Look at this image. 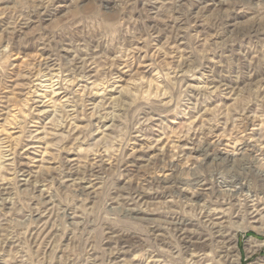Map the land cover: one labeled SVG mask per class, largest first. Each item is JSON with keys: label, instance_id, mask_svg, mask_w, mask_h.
I'll return each mask as SVG.
<instances>
[{"label": "rangeland", "instance_id": "1", "mask_svg": "<svg viewBox=\"0 0 264 264\" xmlns=\"http://www.w3.org/2000/svg\"><path fill=\"white\" fill-rule=\"evenodd\" d=\"M0 153V264H264V0H0Z\"/></svg>", "mask_w": 264, "mask_h": 264}, {"label": "bare ground", "instance_id": "2", "mask_svg": "<svg viewBox=\"0 0 264 264\" xmlns=\"http://www.w3.org/2000/svg\"><path fill=\"white\" fill-rule=\"evenodd\" d=\"M175 13H176V12H175ZM178 14H179V13H178ZM46 15H47V14H46ZM178 20H179V19H178ZM222 24H223V23H222ZM253 31H254V30H253ZM74 65H75V64H74ZM45 72H46V71H45ZM46 73H47V72H46ZM46 73H45V74H46ZM51 75H52V74H51ZM53 75H54V74H53ZM42 76H43V74H42ZM48 76H49V75H48ZM45 77H46V76H45ZM52 77H53V76H52ZM50 79H51V78H50ZM52 80H53V79H52ZM47 87H48V86H47ZM231 91H232V90H231ZM64 104H65V103H64ZM66 104H67V103H66ZM66 104H65V105H66ZM64 107H65V106H64ZM67 107H68V106H67ZM243 111H244V110H243ZM247 111H248V110H247ZM247 111H246V112H247ZM72 112H73V111H72ZM249 112H250V111H249ZM239 113H240V112H239ZM70 115H71V114H70ZM241 115H242V114H241ZM244 115H245V112H244ZM261 115H262V114H261ZM238 116H240V115H238ZM238 116H237V117H238ZM257 116H258V115H257ZM239 118H240V117H239ZM241 118H242V117H241ZM250 118H251V117H250ZM247 119H248V118H247ZM242 120H243V119H242ZM242 120H241V121H242ZM248 120H249V119H248ZM248 120H247V121H248ZM255 120H256V119H255ZM233 121H234V120H233ZM239 121H240V120H239ZM234 123H235V122H234ZM230 124H231V123H230ZM237 124H238V123H237ZM239 124H241V122H240ZM244 124H245V123H244ZM244 124H243V125H244ZM248 124H249V123H248ZM210 126H211V125H210ZM198 127H199V126H198ZM215 127H216V126H215ZM220 127H221V126H220ZM236 127H237V126H236ZM238 127H239V126H238ZM242 127H244V126H242ZM192 128H193V127H192ZM195 128H196V127H195ZM224 128H225V127H224ZM228 128H229V127H228ZM240 128H241V127H240ZM216 129H217V128H216ZM216 129H215V130H216ZM237 130H238V129H237ZM213 131H214V130H213ZM192 133H193V132H192ZM195 134H196V133H195ZM201 134H202V133H201ZM206 134H207V133H206ZM246 134H247V133H246ZM248 134H249V133H248ZM258 134H259V133H258ZM190 135H191V134H190ZM204 135H205V134H204ZM252 135H253V134H252ZM259 135H260V134H259ZM192 136H193V135H192ZM255 136H256V135H255ZM248 137H249V136H248ZM183 138H184V137H183ZM210 138H211V137H210ZM218 138H219V137H218ZM243 138H244V137H243ZM252 138H253V137H252ZM258 139H259V138H258ZM258 139H257V140H258ZM185 140H187V139H185ZM193 140H194V139H193ZM158 141H159V140H158ZM253 141L255 142L254 139H252V140L250 141V142H251L250 146L255 147L256 144L254 145V144L252 143ZM262 142H263V141H262ZM260 144H261V143H260ZM260 144H259V145H260ZM158 145H159V144H158ZM160 145H161V144H160ZM185 145H186V144H185ZM204 145H205V144H204ZM239 145H240V144H239ZM155 146H156V145H155ZM213 146H214V145H213ZM247 146H248V144H247ZM235 147H236V146H235ZM248 147H249V146H248ZM237 148H238V147H237ZM164 150H165V149H164ZM238 150H240V149H238ZM28 151H29V150H28ZM187 151H188V150H187ZM204 152H205V151H204ZM1 153H2V152H1ZM1 153H0V154H1ZM206 155H207V154H206ZM235 155H236V154H235ZM262 156L264 157V155H262ZM0 157H1V156H0ZM179 157H180V156H179ZM263 159H264V158H263ZM176 160H177V159H176ZM244 160H246V159H244ZM72 161H73V160H72ZM244 162H245V161H244ZM23 167H24V166H23ZM12 168H13V167H12ZM25 172H26V171H25ZM64 173H65V172H64ZM74 174H75V173H74ZM26 175H27V174H26ZM232 175H233V174H232ZM237 175H238V174H237ZM30 176H31V175H30ZM42 176H43V175H42ZM238 176H239V175H238ZM96 177H97V176H96ZM72 178H73V177H72ZM233 178H234V177H233ZM229 179H230V178H229ZM65 180H66V179H65ZM67 181H69V180H67ZM237 181H238V180H237ZM237 181H236V182H237ZM230 183H232V182H230ZM36 184H37V183H36ZM224 184H225V183H224ZM227 184H228V183H227ZM241 184H242V183H241ZM43 185H44V184H43ZM221 185H222V184H221ZM230 186H231V185H230ZM2 187H3V186H2ZM7 187H8V186H7ZM83 188H84V187H83ZM240 191H241V189H240ZM192 192H193V190H192ZM194 192H195V191H194ZM143 193H144V192H143ZM198 194H199V193H198ZM254 195H255V194H254ZM240 197H241V195H240ZM241 198H242V197H241ZM243 198H244V196H243ZM137 199H138V198H137ZM246 199H248V198H246ZM246 199H245V200H246ZM133 201H134V200H133ZM219 201H220V200H219ZM235 201H236V200H235ZM238 201H239V200H238ZM241 201H242V200H241ZM256 201H257V200H256ZM236 202H237V201H236ZM242 202H243V201H242ZM242 202H241V203H242ZM137 205H138V204H137ZM225 205H226V204H225ZM228 205H230V204H228ZM236 205H237V204H236ZM129 206H130V205H129ZM134 207H135V206H134ZM252 207H253V208H252ZM252 207H251V208H252V212H251L252 215L250 214L251 217L255 219V218H257L258 216H261V214H262V208H258L257 204L252 205ZM228 209H229V208H228ZM263 211H264V209H263ZM213 213H214V212H213ZM38 214H39V213H38ZM203 214H204V213H203ZM206 214H207V213H206ZM220 214L222 215V213H220ZM245 215H246V214H245ZM209 216H210V215H209ZM211 216H212V215H211ZM215 216H216V215H215ZM248 216H249V215H248ZM43 217H44V216H43ZM180 218H181V217H180ZM221 218H222V217H221ZM211 219H212V218H211ZM223 219H224V218H223ZM172 220H173V219H172ZM219 220H220V219H219ZM219 220H217V221L215 220V221L218 222ZM221 220H222V219H221ZM221 220H220V222H221ZM179 221H180V220H179ZM213 221H214V219H213ZM257 221H259V220H256V221H254V222H257ZM210 222H211V221H210ZM225 223H226V222H225ZM225 223H224V224H225ZM209 224H210V223H209ZM179 226H180V225H179ZM175 227H176V226H175ZM218 228H219V227H218ZM215 229H216V228H215ZM261 229H262V228H261ZM212 230H213V229H212ZM217 230H218V229H217ZM228 231H230V230H228ZM225 232H226V231H225ZM223 233H224V232H223ZM226 233H227V232H226ZM217 234H218V233H217ZM231 234H232V233H231ZM233 234H234V233H233ZM233 234H232V235H233ZM120 235H121V234H120ZM181 235H182V234H181ZM183 235H184V234H183ZM190 235H191V234H190ZM232 235H231V236H232ZM218 237H219V236H218ZM135 238H136V237H135ZM188 238H190V237H188ZM223 238H224V237H223ZM129 239H130V238H129ZM136 239H137V238H136ZM193 239H194V238H193ZM196 239H197V238H196ZM234 239H235V238H234ZM141 240H142V239H141ZM216 240H217V239H216ZM230 241H231V240H230ZM123 242H124V241H123ZM138 242H139V241H138ZM183 242H184V241H183ZM183 242H182V243H183ZM188 243H189V242H188ZM209 243H210V242H209ZM225 243H226V242H225ZM228 243H229V242H228ZM124 244H125V243H124ZM135 244H136V243H135ZM185 244H186V243H185ZM223 244H224V243H223ZM231 244H232V243H231ZM231 244H230V245H231ZM249 244H250V243H249ZM250 245H251V244H250ZM122 247H123V245H122ZM130 247H131V246H130ZM204 247H205V246H204ZM228 247H229V246H228ZM248 247H249V246H248ZM250 247H252V246H250ZM184 248H185V247H184ZM208 248H209V247H208ZM117 249H118V248H117ZM197 251H198V250H197ZM227 252H228V251H227ZM231 254H232V253H231ZM203 255H204V254H203ZM220 255H222V254H220ZM220 255H219V256H220ZM233 255H234V254H233ZM201 256H202V255H201ZM252 256H253V255H252ZM153 257H154V256H153ZM153 257H152V258H153ZM159 257H161V256H159ZM157 258H158V257H157ZM203 258H204V257H203ZM234 259H235V258H234ZM234 259H233V260H234ZM209 261H210V260H209ZM117 262H118V261H117ZM207 262H208V261H207ZM223 262H224V261H223ZM228 263H230V262H228ZM215 264H216V263H215Z\"/></svg>", "mask_w": 264, "mask_h": 264}]
</instances>
